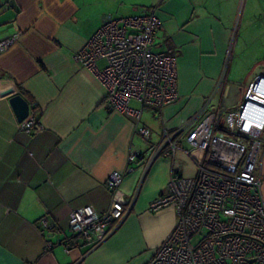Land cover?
<instances>
[{
	"label": "crops",
	"instance_id": "1",
	"mask_svg": "<svg viewBox=\"0 0 264 264\" xmlns=\"http://www.w3.org/2000/svg\"><path fill=\"white\" fill-rule=\"evenodd\" d=\"M237 4L238 0H0V39L19 33L15 44L0 53V264H145L150 259L177 217L172 207L148 210L170 180L171 160L165 156L147 169L139 160L124 176L121 188L128 211L111 224L101 243L91 248L79 237L71 238L69 253L58 243L70 236L71 209H108L106 181L112 172L126 170L130 151L148 155L149 144L138 134V126L149 130L151 142L160 140L162 126L153 108L144 124L141 118L136 124L128 115L108 112L103 86L73 55L105 19L139 15L155 6L160 26L154 49L177 61V98L162 108L173 132L190 118L199 116L198 121L207 102L208 108L223 102L227 110H236L249 84L264 75L262 69L247 72L246 78L251 77L241 99L240 77L230 81L226 75L219 83ZM17 94L29 103L28 117L42 127L32 132L19 129L10 103ZM176 160L183 175L195 174L182 151L176 152ZM262 160L264 153L261 167ZM43 218L51 229L44 228ZM48 242L53 244L49 249Z\"/></svg>",
	"mask_w": 264,
	"mask_h": 264
},
{
	"label": "built area",
	"instance_id": "2",
	"mask_svg": "<svg viewBox=\"0 0 264 264\" xmlns=\"http://www.w3.org/2000/svg\"><path fill=\"white\" fill-rule=\"evenodd\" d=\"M155 9L152 6L139 15L105 19L73 55L74 61L90 70L103 86L108 112L128 115L137 124L148 106L161 118L162 126L157 142L150 141L147 128L138 126V134L149 144L148 155L130 151L126 170L112 172L106 181L108 209L97 212L90 205L71 209L70 236L58 243L65 253L71 250V238L79 237L91 248L101 243L111 224L123 219L128 211L121 188L124 176L139 160L147 169L156 158L165 156L171 160L170 180L149 203L148 210L158 212L172 207L177 217L145 264H264V192L260 175L264 104L252 95L264 77L249 84L236 110H227L223 102L208 108L207 102L198 121L199 116H195L170 131L162 108L177 98V61L174 55L154 49L160 26ZM18 35L0 39V53L14 45ZM229 55L228 50L219 83L225 79ZM18 127L32 132L42 125L27 117ZM177 151L193 163V176L180 172ZM41 221L44 228H52L46 218ZM52 245L48 242L46 248Z\"/></svg>",
	"mask_w": 264,
	"mask_h": 264
},
{
	"label": "rangeland",
	"instance_id": "3",
	"mask_svg": "<svg viewBox=\"0 0 264 264\" xmlns=\"http://www.w3.org/2000/svg\"><path fill=\"white\" fill-rule=\"evenodd\" d=\"M232 29L234 33L226 75L230 81L240 77L237 87L240 88L238 94L240 93L241 99V90L247 87L251 77L250 75L246 78L247 72L253 70L259 72V69L264 72V0H238ZM100 63L102 64V62ZM131 104H135L134 101ZM150 108L145 107L141 124L149 123L148 112L151 110ZM260 175L261 189L264 192V160H262Z\"/></svg>",
	"mask_w": 264,
	"mask_h": 264
},
{
	"label": "water",
	"instance_id": "4",
	"mask_svg": "<svg viewBox=\"0 0 264 264\" xmlns=\"http://www.w3.org/2000/svg\"><path fill=\"white\" fill-rule=\"evenodd\" d=\"M264 75L259 76V78ZM10 103L19 121H23L29 116V103L19 94L10 98Z\"/></svg>",
	"mask_w": 264,
	"mask_h": 264
},
{
	"label": "bare ground",
	"instance_id": "5",
	"mask_svg": "<svg viewBox=\"0 0 264 264\" xmlns=\"http://www.w3.org/2000/svg\"><path fill=\"white\" fill-rule=\"evenodd\" d=\"M252 95L260 102L261 105L264 104V81L260 82L257 85Z\"/></svg>",
	"mask_w": 264,
	"mask_h": 264
}]
</instances>
